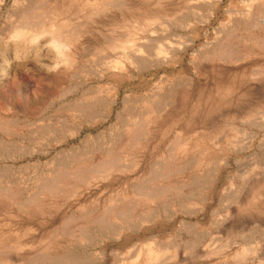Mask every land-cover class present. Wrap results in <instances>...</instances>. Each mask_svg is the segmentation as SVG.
I'll list each match as a JSON object with an SVG mask.
<instances>
[{
	"label": "rangeland",
	"instance_id": "rangeland-1",
	"mask_svg": "<svg viewBox=\"0 0 264 264\" xmlns=\"http://www.w3.org/2000/svg\"><path fill=\"white\" fill-rule=\"evenodd\" d=\"M0 264H264V0H0Z\"/></svg>",
	"mask_w": 264,
	"mask_h": 264
},
{
	"label": "bare ground",
	"instance_id": "bare-ground-1",
	"mask_svg": "<svg viewBox=\"0 0 264 264\" xmlns=\"http://www.w3.org/2000/svg\"><path fill=\"white\" fill-rule=\"evenodd\" d=\"M209 1H213V3H218V4H219V2H220L221 0H209ZM54 42H55V41H54ZM124 48H126V47H124ZM132 50H133V51H132ZM158 50H159V49H158ZM158 50H157V52H159ZM160 50H161V49H160ZM129 51H130V50H129ZM135 52L138 54V52L141 53L142 51L140 50V48H138V49H131V54H132V53L134 54ZM157 52H156V54H155L156 56H158L159 54H161V53H157ZM137 54H135L134 56H136ZM157 54H158V55H157ZM140 55H141V54H140ZM148 56H149V55H148ZM123 57H124V56H123ZM136 57H137L138 59H140L141 56L138 57V55H137ZM136 57H133V56H131V55H130V56L128 55V56H126L125 59H126V60H129L130 62L133 63V61L136 62V60H135ZM143 57H144V56H143ZM164 57H165V56H164ZM138 59H137V63H138V65L140 64V65H145V66H146V64H148V62H149V59H148V58H143V59H140V60H138ZM155 60H156V59H155ZM116 61H117V60H116ZM150 61H151V60H150ZM110 63H111V64L108 63L109 65H108L107 67H110V68H112V69H114V70H118L119 67L122 68V65H121L120 62H114V61H113V62H110ZM122 64H123V63H122ZM112 69H111V70H112ZM121 70H123V69H121ZM121 72H123V71H121ZM168 100H169V99H168ZM125 101H126V100H125ZM127 101H128V100H127ZM157 102H158V101H157ZM112 103H113V102H112ZM109 104H110V103H109ZM170 105H171V104H170ZM166 106H167V105H166ZM158 107H159V106H158ZM160 107H161V106H160ZM156 109H157V108H156ZM165 109H166V108H165ZM110 110H111V108L109 107V110H107V112H106V113H107V117H108V116L110 115V113H111ZM156 111H157V110H156ZM159 111H160V110H159ZM162 111H163V110H162ZM160 112H161V111H160ZM103 116H104V115H103ZM117 116H118V115H117ZM119 119H120V118H119ZM119 119H118V120H119Z\"/></svg>",
	"mask_w": 264,
	"mask_h": 264
}]
</instances>
